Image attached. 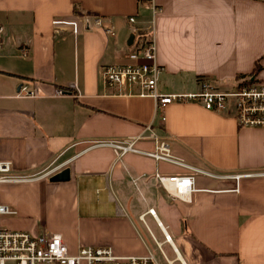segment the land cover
I'll list each match as a JSON object with an SVG mask.
<instances>
[{"label":"crops","instance_id":"0c3cea01","mask_svg":"<svg viewBox=\"0 0 264 264\" xmlns=\"http://www.w3.org/2000/svg\"><path fill=\"white\" fill-rule=\"evenodd\" d=\"M147 3L160 8L156 15ZM77 17L85 24L77 33L53 24ZM0 21V156L18 173L59 162L71 173L65 181L3 183L1 201L17 210L3 218L5 227L60 232L71 252L111 245L119 255L152 250L161 264H264V127L240 126L233 107L200 102L170 103L162 120L152 97L101 76L106 64L134 62L129 54L153 26L160 92L197 90L203 81L220 90L264 82V0H0ZM26 83L40 96L20 95ZM149 123L202 170L195 174L201 190L175 197L155 175L190 174L189 166L140 153L117 160L111 147L92 146L149 135ZM207 172L254 174L237 181Z\"/></svg>","mask_w":264,"mask_h":264},{"label":"built area","instance_id":"2783aa9c","mask_svg":"<svg viewBox=\"0 0 264 264\" xmlns=\"http://www.w3.org/2000/svg\"><path fill=\"white\" fill-rule=\"evenodd\" d=\"M154 15L159 11L155 3H147ZM135 21V17H130ZM94 23L104 27L107 32L113 33L111 25L105 24L101 16L94 18ZM56 26L69 25L74 32H79L85 25L79 17L55 18ZM93 24L87 23L90 27ZM6 28L0 21V48L3 45ZM151 34L141 45L140 49L129 54L134 62L109 63L102 67L103 81L120 91L136 93L141 96H150L155 100L156 114L161 113V119L165 120V107L173 102H200L210 110L235 109V116L240 126L264 127V82L254 79L243 80L229 90L216 89L210 82L203 81L201 87L192 91H180L162 93L158 88V79L164 67L157 59V46L155 42L154 27L151 26ZM25 52V51H24ZM139 90L135 91L134 87ZM65 88L58 87L56 93L62 95ZM20 95L38 97L40 94L29 84L21 86ZM150 134L140 133L135 136L122 138L94 139L92 146L111 147L116 159H122L128 153H140L151 156L156 160H165L180 165L189 166L182 157L176 155L170 146L169 140L160 137L152 124L145 126ZM151 141L150 147H141L143 140ZM64 162H59L38 174L18 173L14 171L13 162L0 156V186L3 183H16L30 181L42 176H51L60 170ZM193 172L190 174H163L155 175L160 185L167 188L175 197H188L201 190L196 184V173L202 171L189 166ZM217 177H233L237 181L242 176L254 173H225L216 174L207 172ZM235 189H238L236 187ZM17 210L10 204L2 202L0 198V264H161L152 250L143 255H119L111 245L82 244L76 252H71L65 242L62 233L52 232L46 235H36L29 231L12 230L5 227L3 218L16 214ZM169 238V237H168ZM161 247V244L159 245Z\"/></svg>","mask_w":264,"mask_h":264},{"label":"water","instance_id":"95a60500","mask_svg":"<svg viewBox=\"0 0 264 264\" xmlns=\"http://www.w3.org/2000/svg\"><path fill=\"white\" fill-rule=\"evenodd\" d=\"M132 36H134V35H132ZM70 177H71L70 168L65 167V168L57 171L53 175H51L49 178L51 181H65V180H69Z\"/></svg>","mask_w":264,"mask_h":264},{"label":"rangeland","instance_id":"374dc122","mask_svg":"<svg viewBox=\"0 0 264 264\" xmlns=\"http://www.w3.org/2000/svg\"><path fill=\"white\" fill-rule=\"evenodd\" d=\"M160 260H161V259H160ZM7 264H13V262H12V261H8ZM164 264H167V263H164Z\"/></svg>","mask_w":264,"mask_h":264},{"label":"trees","instance_id":"16d2710c","mask_svg":"<svg viewBox=\"0 0 264 264\" xmlns=\"http://www.w3.org/2000/svg\"><path fill=\"white\" fill-rule=\"evenodd\" d=\"M256 70H257V68H256Z\"/></svg>","mask_w":264,"mask_h":264}]
</instances>
